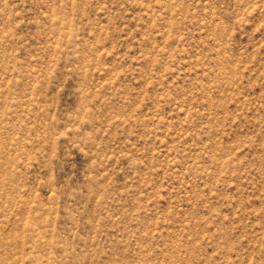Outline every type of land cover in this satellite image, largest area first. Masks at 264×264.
Masks as SVG:
<instances>
[{"label":"rangeland","instance_id":"1","mask_svg":"<svg viewBox=\"0 0 264 264\" xmlns=\"http://www.w3.org/2000/svg\"><path fill=\"white\" fill-rule=\"evenodd\" d=\"M0 264H264V0H0Z\"/></svg>","mask_w":264,"mask_h":264}]
</instances>
